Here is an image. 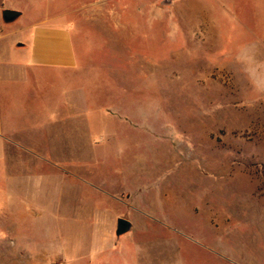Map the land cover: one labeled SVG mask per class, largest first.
Instances as JSON below:
<instances>
[{
    "label": "rangeland",
    "instance_id": "374dc122",
    "mask_svg": "<svg viewBox=\"0 0 264 264\" xmlns=\"http://www.w3.org/2000/svg\"><path fill=\"white\" fill-rule=\"evenodd\" d=\"M101 8L72 35L68 120L32 130L14 102L0 264H264V0Z\"/></svg>",
    "mask_w": 264,
    "mask_h": 264
},
{
    "label": "crops",
    "instance_id": "0c3cea01",
    "mask_svg": "<svg viewBox=\"0 0 264 264\" xmlns=\"http://www.w3.org/2000/svg\"><path fill=\"white\" fill-rule=\"evenodd\" d=\"M106 1L0 0V157L6 155V144L27 143V131L17 128L15 121L29 112L22 109L19 119L14 118L15 100L26 103L31 92V104L38 105L42 116L32 130L59 128L68 120L62 117V82L76 80L79 69L72 35L80 29L79 18L100 14L95 11ZM6 10L18 16L5 22ZM35 79L38 87L33 93L29 84Z\"/></svg>",
    "mask_w": 264,
    "mask_h": 264
},
{
    "label": "water",
    "instance_id": "95a60500",
    "mask_svg": "<svg viewBox=\"0 0 264 264\" xmlns=\"http://www.w3.org/2000/svg\"><path fill=\"white\" fill-rule=\"evenodd\" d=\"M17 16H18V13L13 12V11L6 10V11H4L2 13V17H3V20L5 22H11ZM130 229H131V225L129 224L128 221H126L124 219H119L117 221V228H116V234L117 235H120V234H123L125 232H128V231H130Z\"/></svg>",
    "mask_w": 264,
    "mask_h": 264
}]
</instances>
